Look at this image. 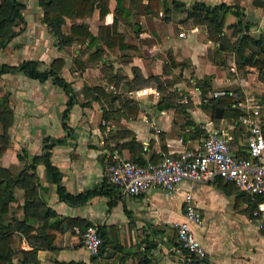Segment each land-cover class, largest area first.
<instances>
[{"label":"crops","instance_id":"obj_1","mask_svg":"<svg viewBox=\"0 0 264 264\" xmlns=\"http://www.w3.org/2000/svg\"><path fill=\"white\" fill-rule=\"evenodd\" d=\"M107 1L109 12L104 18L100 19L99 1L95 0L89 15L65 18L62 34L70 36L72 25L84 24L97 35L100 26L113 22L117 0ZM121 1L128 6L129 0ZM181 1L187 6L195 1L210 6L222 2L236 5L244 10L245 20L253 23L256 39L264 28V0ZM21 2L25 21L0 49V70L24 60L38 61L43 70L60 58L64 62L60 75L70 83L75 98L64 128L62 113L68 96L61 87L51 79L39 82L22 73L0 74V96L13 112L0 168L11 176H33L35 186L30 204L20 184L8 200L10 218L23 219L26 207L36 215L26 221L30 226L26 232H15L12 244L16 250L33 249L32 262L24 263L22 254L17 253L13 264H145L144 260L148 264H264V232L258 228L255 201L230 183L217 177L184 181L181 191L155 188L133 197L122 194L106 173L112 151L144 163L157 162L166 154L200 146L203 138L198 130L205 131L204 125L223 133L234 153L245 152L247 126L240 117L238 121L226 117L214 120L211 99L239 94L238 90L241 99L249 97L234 75L238 68L253 67H241L232 52L218 51L219 42L209 38L204 25L176 17L184 12L173 11L169 21H162L158 14L134 13L133 27L118 21L117 32L129 45L120 50L103 42L91 47L88 40L77 36L61 45L42 21L38 0ZM234 18L228 14L224 34L230 32L228 25L236 22ZM156 76L160 86L153 80ZM202 79L210 84L206 94L198 86ZM140 89H146V94L136 95ZM221 91L226 94L215 95ZM168 93L174 97H166ZM261 121L264 128V119ZM2 129L0 124V135ZM46 137L55 143L51 162L60 171L66 192L97 194L77 204L59 198L44 165L35 160L42 155ZM185 190H190L204 221L202 227L192 226L207 251L203 261L181 251L177 243L175 223L184 220ZM90 224L98 227L104 241L93 261L81 241Z\"/></svg>","mask_w":264,"mask_h":264},{"label":"trees","instance_id":"obj_2","mask_svg":"<svg viewBox=\"0 0 264 264\" xmlns=\"http://www.w3.org/2000/svg\"><path fill=\"white\" fill-rule=\"evenodd\" d=\"M98 1L97 7L99 8L100 19H102L109 12L108 1ZM94 2L95 0H38V4L43 12L42 21L47 23L50 31L58 38L61 45L70 43L73 37L77 36L82 41L88 40V45L91 47L98 46L99 42H103V44L109 48L118 47L120 50L127 49L129 48V45L124 43L123 34L117 32L118 21H123L128 27H133L134 24L131 19L134 13L151 14L155 16L160 12L159 6L162 4L165 11L170 9L184 12L185 18L188 21L193 20L190 21L191 24L204 25L208 31L209 38L214 42H219L218 51L226 50L232 52L235 56V61L241 67H257L259 70L264 67V59L262 58V56L264 57V28L261 29L258 39L249 34L253 23L245 20L246 14L239 6L227 5L223 2L210 6L203 2L195 1L187 6L181 0H129L128 6L124 7L122 1L117 0L114 9L113 22L109 25L100 26L97 35H93L84 24L72 25L70 36L62 34L60 27L63 21H65V18H84L91 13ZM135 4H138V8L136 9L134 6ZM24 9L25 5L21 0H0V49L17 34L18 31L16 30V27L24 23ZM230 13L236 18V22L228 25L230 32L224 34L223 27L225 26L226 18ZM95 52H98V48H96ZM248 52H250V55ZM78 62V67H82V62H80V60H78ZM63 63L62 59L57 58L51 62L48 68L42 70L38 61L24 60L16 66H3L0 70V74L8 72L22 73L39 82L51 79L54 84L61 87L68 96L66 107L62 113V125L64 128H67L66 120L75 96L70 83L60 75ZM153 80L160 86L159 78L157 76L154 77ZM198 86L203 90V94H206L207 90L210 89V84L205 79L200 80ZM238 92L241 94L240 90H238ZM166 97L173 98L174 96L168 93L166 94ZM239 100L240 99H235L232 94L228 93L224 97H219L218 100L217 98H212L211 108L215 113V109L219 107L222 109V117L231 118L232 121H238L239 117L245 114L244 110L233 106V104H238ZM261 102H264V94L260 97V103ZM12 113V109L7 104L6 98L0 96V124L3 126V134L0 135V156L5 150L4 143L7 142L6 131L12 122ZM214 113H212V118L215 120ZM198 133L200 137L204 138V130L200 129L198 130ZM43 142L44 146L42 155L35 160L42 162L44 165L46 176L56 185L57 194L62 201H66L70 204H77L97 194L96 191H90L78 195L67 193L62 185V175L60 171L51 162V148L55 143H53V140L49 137H46ZM239 154L247 156L246 152H241ZM133 160L138 164L144 163V161L139 158H134ZM216 179L225 181L220 177H217ZM33 181V176H27L26 174L11 176L8 171L0 168V264H13V258L17 253L22 254L24 263L28 261L32 262L35 253L33 249L16 250L12 248V244L15 241V232L17 230L26 232V229L30 227L26 221H32L31 219L36 217V215L29 213L26 207L23 219H17L15 217L10 218L8 216V200L13 198V188L20 184L25 188V193L30 204L31 199L33 198L32 195L35 193ZM252 203L255 209L256 201ZM43 213L48 215L51 214L50 210L48 212L43 211ZM100 236L102 238L101 234ZM103 245L104 241L102 239V246L98 254L90 256L92 261L98 258ZM142 262L148 264L146 260ZM56 264L62 263L56 262Z\"/></svg>","mask_w":264,"mask_h":264},{"label":"built area","instance_id":"obj_3","mask_svg":"<svg viewBox=\"0 0 264 264\" xmlns=\"http://www.w3.org/2000/svg\"><path fill=\"white\" fill-rule=\"evenodd\" d=\"M136 95L146 94V89L135 91ZM216 92L215 95H225ZM239 108L245 111L240 121L247 126L249 137L245 144L247 156L234 153L222 134L204 125L205 136L202 144L188 147L176 154H166L157 162L138 164L120 155L117 151L109 154L106 168L108 180L124 195L139 196L152 189L167 192L181 191L182 183L201 182L208 178L220 177L233 184L241 192L256 201L254 214L259 219L258 228L264 232V131L261 121V105L249 97L242 98L234 93ZM105 126V123L102 122ZM106 131H110L109 128ZM184 220L175 223L177 243L181 251L200 260L207 258V251L196 238L192 226L202 227L201 211L196 207L190 190L183 191ZM83 248L90 256L98 254L102 238L96 225H88L81 234ZM182 253V252H180Z\"/></svg>","mask_w":264,"mask_h":264},{"label":"rangeland","instance_id":"obj_4","mask_svg":"<svg viewBox=\"0 0 264 264\" xmlns=\"http://www.w3.org/2000/svg\"><path fill=\"white\" fill-rule=\"evenodd\" d=\"M161 4V3H160ZM135 9L138 8V4H135ZM161 8V14L159 18H161L162 21H169V18L171 17V14L174 10H164V7H162V4L159 6ZM182 15V16H180ZM176 17H185L184 13H180L179 16ZM167 18V19H166ZM236 20V18H234ZM193 21V20H190ZM256 32H253L252 30L249 31V34L252 36H255ZM234 41V40H233ZM250 55V52H248ZM234 56V55H233ZM264 59V57L262 56ZM235 57L233 58V60ZM238 64V63H237ZM236 77H239L240 81L238 83H242L244 86L242 88L244 89L245 93L249 96L250 99L257 101L261 105V115L264 117V102L260 103V97L262 94H264V67L262 69H258L257 67H253L251 70L247 69H240L238 68L237 75H234ZM244 138V136L242 137Z\"/></svg>","mask_w":264,"mask_h":264},{"label":"water","instance_id":"obj_5","mask_svg":"<svg viewBox=\"0 0 264 264\" xmlns=\"http://www.w3.org/2000/svg\"><path fill=\"white\" fill-rule=\"evenodd\" d=\"M138 26H135V31L138 32ZM214 117L217 118V119H221L222 118V109L221 108H216L215 109V113H214Z\"/></svg>","mask_w":264,"mask_h":264}]
</instances>
